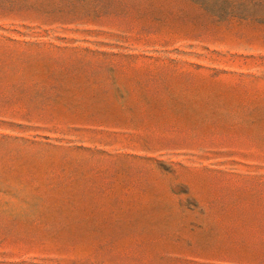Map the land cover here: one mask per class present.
Returning a JSON list of instances; mask_svg holds the SVG:
<instances>
[{
    "label": "rangeland",
    "instance_id": "obj_1",
    "mask_svg": "<svg viewBox=\"0 0 264 264\" xmlns=\"http://www.w3.org/2000/svg\"><path fill=\"white\" fill-rule=\"evenodd\" d=\"M0 264H264V0H0Z\"/></svg>",
    "mask_w": 264,
    "mask_h": 264
}]
</instances>
